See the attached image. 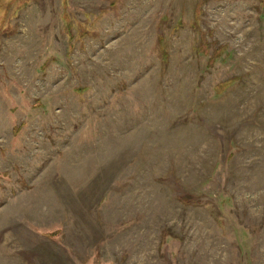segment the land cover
I'll return each mask as SVG.
<instances>
[{
  "label": "rangeland",
  "instance_id": "374dc122",
  "mask_svg": "<svg viewBox=\"0 0 264 264\" xmlns=\"http://www.w3.org/2000/svg\"><path fill=\"white\" fill-rule=\"evenodd\" d=\"M0 264H264V0H0Z\"/></svg>",
  "mask_w": 264,
  "mask_h": 264
}]
</instances>
